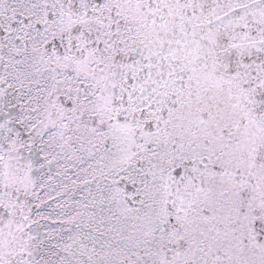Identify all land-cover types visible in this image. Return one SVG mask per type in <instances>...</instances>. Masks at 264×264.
<instances>
[{"label": "snow or ice", "instance_id": "1", "mask_svg": "<svg viewBox=\"0 0 264 264\" xmlns=\"http://www.w3.org/2000/svg\"><path fill=\"white\" fill-rule=\"evenodd\" d=\"M0 264H264V0H0Z\"/></svg>", "mask_w": 264, "mask_h": 264}]
</instances>
